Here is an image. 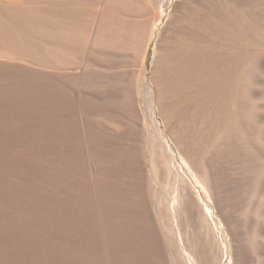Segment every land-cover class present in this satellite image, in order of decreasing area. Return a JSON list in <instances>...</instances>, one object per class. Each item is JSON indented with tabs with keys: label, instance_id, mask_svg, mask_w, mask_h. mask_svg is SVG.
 Returning a JSON list of instances; mask_svg holds the SVG:
<instances>
[{
	"label": "bare ground",
	"instance_id": "6f19581e",
	"mask_svg": "<svg viewBox=\"0 0 264 264\" xmlns=\"http://www.w3.org/2000/svg\"><path fill=\"white\" fill-rule=\"evenodd\" d=\"M0 125V264H264V0H0Z\"/></svg>",
	"mask_w": 264,
	"mask_h": 264
},
{
	"label": "rangeland",
	"instance_id": "374dc122",
	"mask_svg": "<svg viewBox=\"0 0 264 264\" xmlns=\"http://www.w3.org/2000/svg\"><path fill=\"white\" fill-rule=\"evenodd\" d=\"M9 138L12 139L11 137H9ZM169 143H170V145L173 146V143H172L171 140H169ZM175 154H177L176 155V157H177L176 160H178V165L181 167V169H182V167H185L186 168L185 163H184L182 157L179 155V153L176 152ZM188 175H189L190 179L195 183V185L199 187V189H200V191L202 193L201 194L202 197H204L205 200L208 199L207 202H209V196H208V194L204 191V189L200 186V184L197 183V181L194 179V177L192 176V174L190 172L188 173ZM228 262H229V260L226 259L225 264H228Z\"/></svg>",
	"mask_w": 264,
	"mask_h": 264
}]
</instances>
